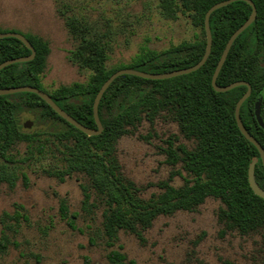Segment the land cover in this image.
<instances>
[{"label":"trees","instance_id":"obj_1","mask_svg":"<svg viewBox=\"0 0 264 264\" xmlns=\"http://www.w3.org/2000/svg\"><path fill=\"white\" fill-rule=\"evenodd\" d=\"M223 0H180L181 11L188 13L192 24L200 29L201 37L193 42H182L167 50H144L131 63L107 69L106 43L94 34L88 23L68 17V33L76 43L72 57L81 67L92 70L86 83L59 86L49 92L41 83L40 75L46 67L48 42L37 35L23 34L35 50L32 60L13 63L0 70V88L34 86L49 94L52 100L81 124L96 129L92 104L102 83L115 71L132 68L147 73H164L195 65L202 57L206 39L204 15L215 3ZM256 8L254 21L232 43L218 73L216 84L228 85L245 81L251 93L240 107L243 126L264 150V129L254 115V104L261 97V117L264 122V0H251ZM163 11L174 15L175 0H160ZM251 7L244 1H234L216 9L209 17L212 44L205 63L196 71L168 79L152 80L133 75H120L108 86L98 105L102 131L87 136L61 118L38 95L20 92L0 95V181L9 180L5 164L10 161V149L16 144L32 140L18 120L21 111H35L44 120L62 125L59 139L67 140L69 164L73 171L84 174L107 206L103 228L113 237L119 230L142 238L159 215L176 211H192L207 197L218 199L221 206L218 221L226 231L248 235L264 229V199L256 195L248 183V169L254 157V179L264 190V167L255 146L239 131L234 108L245 93L241 85L225 92H216L211 77L230 35L248 18ZM3 32V31H0ZM5 32V31H4ZM30 54L19 40L0 39V63ZM162 115L177 123L179 132L193 140L192 148L173 145L168 139L164 152L170 165L180 169L171 173L159 188L155 199L140 203L121 185L120 166L116 155L118 140L128 134L142 120L153 123ZM182 171L185 173L182 174ZM119 175V178H118ZM179 175L184 183L174 187L170 182ZM189 176V179L187 177ZM17 213L10 219H18ZM25 218V217H23ZM67 222L71 216L62 214ZM4 235L0 250L5 248ZM115 264H122L119 261Z\"/></svg>","mask_w":264,"mask_h":264},{"label":"rangeland","instance_id":"obj_2","mask_svg":"<svg viewBox=\"0 0 264 264\" xmlns=\"http://www.w3.org/2000/svg\"><path fill=\"white\" fill-rule=\"evenodd\" d=\"M175 3L176 12L169 15L160 0H0V31L48 42L40 78L51 92L86 83L92 75L72 57L76 43L68 33V17L88 23L102 37L109 69L131 63L144 50L161 52L199 39L200 29L181 11L180 0ZM18 120L33 137L10 149L4 172L9 180L0 181V239L6 238L0 264H264V229L248 235L226 231L218 221L221 203L213 197L196 210L157 216L142 238L123 230L108 236L105 200L71 168L70 142L58 137L63 126L29 110ZM168 139L175 147L194 145L162 115L153 123L142 119L117 142L121 185L140 203L155 199L162 192L159 183L180 169L166 160ZM170 183L179 187L184 179L175 175ZM15 213L18 219H10ZM62 214L71 216L70 222Z\"/></svg>","mask_w":264,"mask_h":264},{"label":"water","instance_id":"obj_3","mask_svg":"<svg viewBox=\"0 0 264 264\" xmlns=\"http://www.w3.org/2000/svg\"><path fill=\"white\" fill-rule=\"evenodd\" d=\"M234 1H244L248 3L251 7V12L248 16V18L230 35L228 38L224 49L220 55V58L216 64V67L214 69V72L211 77V86L216 92H225L228 91L234 87L237 86H245L246 91L245 93L238 99V101L235 104L234 108V117L236 121V125L241 132V134L250 142L252 143L255 148L257 149L259 153L260 160L262 162V165L264 167V150L260 143L251 135L247 132L245 127L242 124L241 118H240V107L242 103L246 100V98L250 95L251 93V86L249 83L245 81H235L232 82L228 85L220 86L216 84V79L218 76V73L227 57V54L230 50V47L234 40L237 38V36L242 33L255 19L256 17V8L254 3L251 0H223L220 2H217L213 4L205 13L204 15V31H205V39H206V45H205V50L204 53L201 57V59L193 66L184 68V69H178V70H173V71H168L164 73H147L144 71H140L137 69H132V68H123L115 71L112 73L100 86L97 94L95 95V98L93 100L92 104V113H93V118L96 124V129H92L90 127H87L80 122H78L75 118H73L71 115H69L67 112H65L63 109H61L49 96L48 93H46L43 90H40L34 86L30 85H23V86H18V87H9V88H0V95H8V94H14V93H20V92H29V93H34L38 95L42 100H44L61 118H63L65 121H67L69 124L77 128L79 131L83 132L87 136H93V135H98L102 131V124L101 121L98 117V105L100 102V99L108 86L114 81L115 78H117L120 75H133L137 76L140 78L144 79H152V80H162V79H168L172 78L175 76L179 75H184V74H189L191 72H194L198 70L207 60L210 50H211V44H212V37H211V31L209 27V17L212 12H214L216 9H219L223 6H226ZM7 37H12L20 42H22L27 49L30 50V54L27 56L23 57H16V58H11L8 60H5L0 63V70L4 68L7 65L13 64V63H20V62H26L29 60H32L35 56V50L31 43L28 41V39L21 33L17 32H0V39L1 38H7ZM254 115L256 118L257 123L259 124L260 127L264 129V122L261 117V97H257L255 100L254 104ZM257 162V158L254 157L249 165L248 169V183L252 191L258 195L259 197L264 199V190L261 189L258 184L256 183L254 179V166Z\"/></svg>","mask_w":264,"mask_h":264}]
</instances>
